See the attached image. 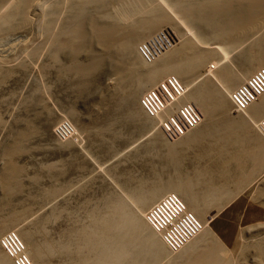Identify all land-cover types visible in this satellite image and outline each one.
Returning <instances> with one entry per match:
<instances>
[{"label":"rangeland","instance_id":"obj_1","mask_svg":"<svg viewBox=\"0 0 264 264\" xmlns=\"http://www.w3.org/2000/svg\"><path fill=\"white\" fill-rule=\"evenodd\" d=\"M60 1L63 2L64 0ZM28 2L26 3L27 6L24 7V13L26 14L27 11V15L23 14L26 20L19 21L18 26H16L18 30L14 29L15 31H13L14 26L8 32L6 31L7 33L0 34V62H4L5 68H8L4 69L6 72L3 71L0 76V79L4 74L6 76H3L0 80V172L4 163L11 160V163L18 170L17 178L20 185L17 190L4 196L5 181L0 175L1 221L6 216V221L4 220L0 224H4L6 227L9 226L5 229H11V231H6L0 236V241L6 233L10 232L16 236L17 233L14 230H19V232L23 231L28 235L27 241H30V243H63V241L69 239L68 232L71 229L79 228L80 224L82 226L87 223L90 210L92 212L104 210L102 204L105 203L109 194L118 196L131 208L136 209V206L132 205L134 204L132 195L136 192H145L151 185L156 184L153 182L160 180V182L165 183L170 178L175 181L176 178L179 179V175L182 179H194L197 177V173L201 171L216 173L217 170H223L227 173H224L226 176H220L221 178L218 176L217 179L219 178L221 181L213 179L212 186L218 188L221 187L222 183H225L227 185L223 184L222 186H229L230 189L233 184L237 186L235 183L238 181L235 180L242 174L241 170L247 173V170L253 169L256 172L250 174V178L248 177L245 182L241 183L240 186L238 185L239 187L223 198L220 204L207 209L205 219H208V222L210 220L208 225L202 219H198L195 214L190 213L191 211L187 209L185 202L178 194L173 192L166 194L173 195L181 201L184 214H190L191 219L195 221L190 224L197 225V223H200L202 225L201 231L209 226L208 229L210 228L209 230L214 238L220 240L223 249H225L221 264L222 262L223 264H264V205H262L264 204V171L261 173V169H257L258 166H253L252 157L243 152L244 148L241 152L239 149L241 147L237 149L238 151L231 150L234 147H230L229 152L231 153L225 159L223 154L221 156L217 154L216 156L217 151H215L216 153L212 151V144L214 145V143L205 139L200 145H194L195 147L182 148L181 156L184 159L181 157L183 161L179 164L180 167H176V172H173L175 171L173 165L170 163L166 165L169 160L165 153V145H162V143L163 141L173 143L182 138L183 135L181 137L166 135L163 128H161L163 121L160 123L158 118H150L141 110L139 101L150 88L146 86L139 87L138 79L122 83L117 81L119 75L115 70L116 63L114 62L120 52L111 46V48L103 50L102 54L105 53L103 56L106 59L100 67L98 66L90 74H86L87 76L83 75L81 77L77 72L75 74L71 70L72 61L70 62L71 58L67 53L58 52L60 55L57 53L55 56L57 59L52 61V59H55V57L52 58L54 52L51 51L54 48H50L52 45L48 46L50 43H46L41 39L37 27L34 26L36 24L35 16L38 14V5L42 3V0H28ZM64 2L62 3L64 8L61 6L59 15L62 11L66 13L64 10L68 1L65 0ZM129 2L133 1L130 0ZM135 2L138 3V0L133 3ZM120 6L122 5L112 4V7L110 6L106 11L110 10L109 13L118 18L121 13L126 12L120 11L123 8V6ZM148 6L159 7L164 12L169 13L174 8V1L165 0L163 3V0H148ZM124 7L128 10L127 6L124 5ZM116 8L119 11L118 14ZM63 13L61 16H63ZM59 15L56 20L58 26L55 24L56 27L53 28L56 29L55 32L58 31L57 27L59 28L61 25H59L60 21L63 22V18H65V15L62 19ZM243 16L244 21H251L249 13H244ZM33 19L35 23L31 22ZM181 19L184 25L193 32L195 38L192 41H195L194 43H197L198 47L200 45V48L205 47L204 49L207 50L206 47L211 46L212 42L219 43L218 46L214 47L219 48L220 46L228 54V57L225 61L217 62L218 56L214 59V62L216 64L220 63L219 67H227L233 74L237 75L247 66L245 56L250 51H254L255 42L260 37H264V27H262L264 25H262V28H259L260 30L252 28L247 33L248 35L244 34L245 36L238 38V41L233 45L228 41H224L222 28H220L218 34L214 35L207 32L208 30L205 31L206 29L197 24L198 22H194V19L193 21L189 20L191 18ZM169 28L168 25L163 26L162 33L158 31V33H161H159L160 35L156 32V35H152H155L154 37L151 36L153 40L149 37L151 41L146 39L140 45L138 43L137 46L139 47L145 43L149 47V43H151L150 49H148L152 53V58H156L166 49H172L183 41V37L180 36L177 39ZM172 28L177 33L180 31L177 25H173ZM39 37L40 39H37ZM37 40H40L41 43L35 46L34 44L38 43ZM31 42L32 44H30ZM220 42L221 44L222 42L226 43L221 45ZM28 45L35 46V48L39 47L36 50L38 53L34 52V55L29 49L27 50ZM46 48H49L50 51H47ZM134 51L132 54L134 53V56H137V52ZM253 51L250 55L254 57L256 54ZM26 52L28 53L26 54ZM255 52L257 53V50ZM83 53L77 54L76 62L78 61L79 64L86 63L87 65V62L83 61L88 60L89 63V57H87L88 55H82ZM65 54L68 56L66 57ZM21 59L25 60L21 61ZM15 60H18V62H15ZM15 66H18V68ZM20 66L22 67L20 68ZM260 69L262 68H257V70ZM189 75V77L188 74L186 77H181L180 80L177 77L168 75L155 84L154 88L168 78H175L178 81L182 86L183 94L186 91L185 84L188 85L187 88L190 91H195L207 84L213 88L212 85L218 83L215 76L203 77L201 70L194 74L189 73ZM137 90L139 91L138 96L140 95L138 102L130 100L128 95L134 93L135 96ZM183 103L188 104L196 113L199 119L196 127L201 125L203 121L208 123L198 104H194L192 101ZM177 110L176 116L181 119L179 107ZM227 116L233 115L231 113L225 115L214 110L210 116V123L215 125ZM196 127L187 133L195 130ZM255 132L260 134L258 130H255ZM20 134H25L23 135L25 137L22 138L19 136ZM156 135L159 139L156 138ZM16 136L22 139H17ZM17 140L18 142H16ZM14 141L18 150L12 152L11 158H9L4 152H6V148L13 147ZM175 159L177 160V157ZM226 162H228L227 165ZM259 171L261 175L258 173ZM175 173L178 176L173 175ZM185 174L187 177L184 178ZM224 177L227 179L225 178V180ZM204 186L207 187V185ZM203 188V186L199 187L198 191L196 190L197 193L199 194V190L202 192ZM232 189L234 188L232 187ZM15 214H17V217H14ZM10 216L14 219H10ZM85 220L87 221L85 222ZM16 237L21 242L25 252L23 241H21L18 234ZM185 245L174 251V253L182 250ZM166 249L168 250V248ZM26 258L32 264L29 256L26 255ZM48 260L54 262L55 258H49ZM165 260L163 259L154 264H164Z\"/></svg>","mask_w":264,"mask_h":264},{"label":"bare ground","instance_id":"obj_2","mask_svg":"<svg viewBox=\"0 0 264 264\" xmlns=\"http://www.w3.org/2000/svg\"><path fill=\"white\" fill-rule=\"evenodd\" d=\"M67 1L64 10L66 13L62 11L63 16H61L62 13L59 15L63 3L62 1L42 0V3L39 2L40 4L38 3L37 9L38 14L36 13V18L34 17L36 19V24H34V26L37 27V32L39 36L41 35V39L46 43H50L48 44V46L52 45L50 48H54L51 50L54 52L52 58H54L58 52H65L70 56V62L72 61L70 67L75 74L77 72L82 77L83 75H88V73L90 74V72L98 66L100 67L104 59H106L103 56L105 53L102 54L103 50L109 49V47L111 48L112 46L120 52L118 57L115 58L116 60L114 63H116L115 70L119 75L117 81L121 83L138 79L137 83L139 87L146 86L147 88L151 89L152 87L153 89L155 84L168 75L177 77L180 80L181 77H186L187 74L189 77V73L194 74L201 70L203 77L208 75L216 77L218 83L217 85H212L213 88H211L209 84H202L204 86L196 90L194 89L195 91H190L187 88L188 85L185 84L186 91L183 95V101L181 100V102L192 101L194 104H198L204 113V117L208 120V123L203 121L195 130L190 131L173 143L163 141L164 144L162 143V145H165V148H163L166 149L165 153L170 161H168L166 165H169V163L172 164L174 167L173 170H175L184 159L183 156H181L182 148L200 145L201 142L208 139L214 143V145L212 144L214 148H212V151H214V153L217 151L216 156L217 154L220 156L223 154L225 156L223 157L226 159L229 153H231L229 152L230 147H234L231 150H237L241 147L239 148L240 151L244 148L243 152L248 154L247 156L252 157L251 161H253V166H258L257 169H261V173L264 171V136H262L259 131V122L261 118L264 117V95H261L252 102L248 108L240 114L234 113L235 111L232 110L229 101V95L235 87L243 83L248 76H251L252 73L257 70V68H262L260 70H264V37H260V40L257 38L258 41L255 42L256 46L253 45L254 51L252 50L256 55L253 57L250 55V53H252V51H250V53L245 56L247 66L237 75L233 74L227 67H219L220 63L216 64L214 62V59L218 56L219 59L217 62L225 61L228 57V54L220 46L219 48L214 47L216 45L218 46L219 43L212 42V45L210 44L211 46L206 47L208 48L207 50L204 49L205 47L200 48V45L198 47L197 43L192 41L193 38H195L193 32L184 25L181 19L191 18L189 20L192 21L194 19V22H198L197 24L202 25V27L206 29L205 31L208 30L207 32H211L214 35L218 34L220 28H222L221 31L222 37L225 38L224 41H228L234 45V43L238 41V38L240 39L241 36H245L252 28L259 29L264 27L262 26L264 25V0H171L174 1V8H172L169 13L164 12V10H161L159 7L148 6V0H138V3H133L135 0H131L133 1L131 3L129 2L130 0ZM126 1L129 2L127 5ZM164 1L165 0H163V3ZM27 2L28 0H0V34L6 31L8 32L14 26L15 28H13V31L17 29L16 26H18L17 24L19 21L21 20L22 22V20L25 19L24 15H27V11L26 14L24 13V7L27 6ZM112 4L122 5L123 8L120 11L126 12L121 13L120 17L118 16V18H115L113 16L114 14L111 15V13H109L110 10L108 12L106 11L107 8L110 6L112 7ZM124 5L127 6L128 10L125 9ZM62 8L64 7L62 6ZM118 12L117 10L116 13L118 14ZM242 13H249L251 21H244L245 18ZM58 15L61 16V19L65 15V18H63V22L58 20L61 22H58L59 25H61L59 28L57 27L58 31L55 32L56 29L53 28L58 19ZM31 22H34V19L33 21L31 20ZM180 24L181 26H179ZM166 25L170 27L169 30L171 29L173 31L170 30L175 34L177 39L180 36L183 37V41L172 49H166L165 52L163 51V53L159 54L156 58L154 57L147 61L141 56L137 46L138 43L140 45L142 41L146 39L149 40V37L156 32L158 33V31L161 32L162 27ZM173 25H177L180 28L181 32L179 31V34L172 28ZM183 25L185 28L182 27ZM56 26L58 25L56 24ZM211 33L209 34L211 35ZM159 35H157L158 38H160ZM40 37L37 39H40ZM2 38L4 39V37ZM32 42L30 44H32ZM37 42V44H34L35 46L41 43L40 40H37ZM223 43L224 42H222V44ZM150 45L151 43H149V47ZM31 46H29L27 50L29 49L33 54L34 52L37 54L38 52L36 50L39 47L35 48V46H32L31 49ZM253 46L251 47L253 48ZM255 48L257 53L255 52ZM48 50L49 48L47 51ZM134 50L137 52V56H134V53L132 54ZM81 52L85 53L82 55H88L87 57H89V63L88 60L83 61L87 62V65L86 63H83L85 64L83 65L77 63L78 61L76 62L77 54ZM27 53L28 52H26V54ZM67 54H65L66 57L68 56ZM13 57L15 58V56ZM56 59L55 57L52 61ZM22 60L25 59H21V61ZM16 61L18 62V60H15V62ZM19 64L21 63L19 62ZM5 67L4 62H0V76L3 71H5L4 69H8ZM15 67L18 68V66ZM21 67L22 66H20V68ZM203 67L204 70L202 71ZM3 76H5V74ZM133 94L134 93H131L128 97L130 100H136L138 102L140 96H138L139 91L137 90L136 97ZM139 106L144 114H147L140 105V101ZM214 110L220 111L225 115L231 113L233 116H227L223 121L211 125L210 116ZM255 130H258L260 134L256 133ZM23 135L20 134L19 136L23 138L25 137ZM158 135H156L157 139H159ZM21 137L16 136L17 139ZM16 142H18V140ZM16 142L13 143V147L6 148V152L4 153L7 157L11 158V153L18 150L17 147H15ZM176 157L177 160L175 159ZM230 159L232 160V157ZM227 163L228 162H226V165ZM235 163L237 164V162ZM249 171L247 170L246 173L241 170L242 174L238 171L241 175L238 174L239 178L235 180L238 181L235 183L237 186L231 184L232 186L230 189L228 188L229 186H222L223 184L227 185L225 183H222L221 187L218 188L212 186L214 180L217 179L218 176H226L225 174L227 173L223 172V170H217L216 173L212 171H201L197 173V177L194 179H182L179 175V179L175 177V181L173 178V181H171L172 179L170 178L171 180L169 179L165 183L160 182V180L158 182H153L156 184L151 185L145 192H136V194L132 195V200H134V204L132 205H135L136 209L131 208L129 204L122 201L118 196H112L113 194L111 193L112 195L109 194L110 196L108 195L109 197L107 196L105 203L102 204L104 205V210L101 212H92L90 210V212H88L89 216H87L88 221L85 220L87 223L82 226L80 224V226H78L79 228L75 227L76 229H71L68 232L69 239H66L63 243H30V241H27L28 235L26 233L23 231L19 232V230L14 231L18 234L21 241H23V246H25L24 248L26 250L25 253L29 256L32 264H154L163 259H166L164 264H221L220 262L225 254V249H223L220 240L214 238L212 232L209 230L210 228L208 229L209 226H206L207 228L201 231L202 225H200V223H197V225L201 233L198 235L196 234L197 236L189 241L182 250L173 254L166 249L168 248L171 250L172 247H174V244L171 243L172 241L167 236L171 235L170 225L174 224L177 216L181 218L190 215L184 214L181 201L177 197L173 195L169 196L166 193L173 192L178 194L185 202L187 209L191 211L190 213L195 214L198 219H202L208 225L210 220L208 222V219H205L207 209L211 206L220 204L223 198L236 190L241 183L248 179L250 174L256 172V170L253 169H249ZM260 171L258 173H260ZM173 172H176V170ZM176 174L177 173L173 175ZM0 175L5 181V186L3 187L4 196L19 188L20 185L17 178L18 170L14 164L11 163V160L4 163ZM185 177H187L186 174L184 178ZM225 178L226 177H224V179ZM217 180L221 181L219 178ZM201 185L204 187V190H202V192L199 190V194L202 193L199 195L197 191L199 187H202ZM204 185H207V187ZM232 187L234 189H232ZM5 217L3 221L0 219V222H4ZM14 217H17V214H15ZM14 217L12 218L14 219ZM12 218L10 216V219ZM202 224L204 223L202 222ZM3 225L0 224V236L6 231H11V229H5L9 227V224L7 225L8 227L5 225L4 227ZM181 231L182 229L180 228L179 232ZM6 235L7 233L0 241L5 245L7 250L6 251L0 243V248L3 251L0 250V264H16L19 259L17 257H15V259L10 258L8 256V253H14V251L10 244L11 238ZM182 246L183 244L179 245V248ZM49 258H55V261L50 262L48 260Z\"/></svg>","mask_w":264,"mask_h":264},{"label":"built area","instance_id":"obj_3","mask_svg":"<svg viewBox=\"0 0 264 264\" xmlns=\"http://www.w3.org/2000/svg\"><path fill=\"white\" fill-rule=\"evenodd\" d=\"M138 50L141 56L147 61L153 59L150 50L144 44L139 46ZM181 87L182 86H180L175 78H168L162 81L156 88L145 92L140 99V105L148 116L150 118L157 117L159 119L158 122L160 123L163 121V126H161L163 132L166 135H172L175 137L184 136L189 130L196 127L199 122L196 113L190 108V106L181 102L184 95ZM261 95H264V70L254 72L230 93L229 101L232 110L236 113H242ZM178 107L181 119L176 116V110ZM259 131L262 136H264V117H262L259 122ZM193 222L195 221L189 216L181 218L178 216L176 217L174 224L171 223L172 225H170L171 235H167L172 241L171 243L174 244V247H172L171 250L168 249V251L174 253V251L179 248V245H185L197 233H199L200 228L198 225L190 224ZM186 226L187 228L185 229ZM180 228L182 229L181 232H179ZM6 236L11 238L10 244L14 251V253H8V256L14 259L17 257L19 260L16 264H31L27 260L21 242L17 237L12 233L7 234ZM1 244L6 250L5 245L3 243Z\"/></svg>","mask_w":264,"mask_h":264}]
</instances>
